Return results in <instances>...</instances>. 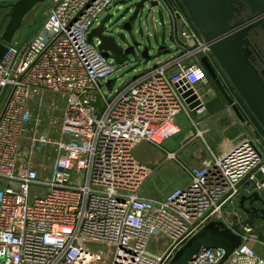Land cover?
Listing matches in <instances>:
<instances>
[{"label":"built area","instance_id":"obj_1","mask_svg":"<svg viewBox=\"0 0 264 264\" xmlns=\"http://www.w3.org/2000/svg\"><path fill=\"white\" fill-rule=\"evenodd\" d=\"M147 1L167 9L176 50L113 95L104 83L118 66L88 36L117 0H50L32 38L8 46L0 62V264H171L207 224L234 223L229 214L245 184L264 190V143L246 134L223 155L185 168L186 186L163 198L142 195L156 165L138 160L137 149L152 145L178 161L163 144L180 133V114L194 119L187 100H202L197 85L213 89L202 59L219 75L181 0ZM48 152V163L36 158ZM252 239L223 264H264ZM224 256L202 249L188 264Z\"/></svg>","mask_w":264,"mask_h":264},{"label":"water","instance_id":"obj_2","mask_svg":"<svg viewBox=\"0 0 264 264\" xmlns=\"http://www.w3.org/2000/svg\"><path fill=\"white\" fill-rule=\"evenodd\" d=\"M50 0H13L0 4L8 9L0 26V62L8 53L17 33L26 18L40 5ZM131 4H127L130 3ZM190 19L201 35L210 44L213 56L224 70L232 85L264 129V70L254 62L257 50L251 42L250 33L260 28L264 34V0H181ZM113 15L110 14L88 36L90 42H97L99 50L117 66L126 65L132 57L151 60L154 49L150 40L139 41L133 33L137 21L143 18L144 10L154 11L157 3L147 0H125ZM246 6L251 13L248 20H242V8ZM127 7V8H124ZM149 18V16H148ZM153 22V20H152ZM4 27V29H3ZM155 28V27H154ZM149 32V31H147ZM152 34L148 33V38ZM164 45L158 46L157 56L171 54ZM202 62L211 78L213 89L207 92L201 84L197 85L202 100L196 96L187 100L194 118L201 122L209 117L226 112L236 121L245 122L234 98L228 93L216 70L207 58ZM112 81L108 82L110 87ZM186 95L185 97H187ZM203 105L204 111L198 114L196 108ZM97 115L103 111L100 98L94 103ZM5 111V110H4ZM4 112L1 114L2 119ZM262 173L257 174L261 180ZM234 223L228 226L224 222H211L197 232L173 257L171 264H188L202 249H222L225 251L223 264L243 243L249 233H256L264 243V190L253 191L240 197ZM259 223H263L261 226Z\"/></svg>","mask_w":264,"mask_h":264},{"label":"rangeland","instance_id":"obj_3","mask_svg":"<svg viewBox=\"0 0 264 264\" xmlns=\"http://www.w3.org/2000/svg\"><path fill=\"white\" fill-rule=\"evenodd\" d=\"M10 1L13 0H0V4H6ZM170 1L175 2L176 0ZM117 2H121V0H117ZM131 3L132 2L127 4ZM50 4V1H48L40 5L26 18L23 27L17 33L13 43L22 44L32 38L36 30L44 21ZM121 6H123V4L118 3L117 7L113 8L111 15L118 12V9ZM147 6L148 8L144 10L142 20L137 21L133 33L135 34V37L141 42L146 41L147 43H149L148 40L151 41L154 46V49H152L150 52L152 58L151 60L147 61L141 59L139 56L132 57L130 62H128L126 65L120 67L118 66L116 73L109 79L112 81L111 87L106 86L108 81L104 83V92L106 93V95L115 94L124 84L132 80L136 75L141 74L145 69L154 67L155 65H158L171 57L172 54H163L161 56H157L158 46L164 45L167 47L168 50L173 52H175L176 50L175 44L171 40V24L167 9L158 6L154 8V11H150L149 5ZM7 13L8 10L0 8V26L4 16ZM105 18L106 16H103L99 22H102ZM248 18V14L242 16V20H248ZM259 30L261 31V29ZM148 33L152 34L150 38H148ZM257 42L259 44V47H261V49L263 50L264 55L263 34L258 37ZM95 43L97 42L95 41ZM218 65V76L224 83L228 93L234 98L243 117L247 121V125H242L240 123V120L236 118V116L233 117L237 121V124L233 125L230 121V117H228L226 115V112H224L216 116L209 117L208 122H206L204 126L202 125L203 127L201 129L197 128L196 131L192 128V122L190 120L189 121L191 123H188V119L185 114H180L178 117V125L181 128L182 133L179 136L183 137L185 133H188L190 131H193L194 134L193 137H191L190 139V144L186 147V151L188 153L187 155L194 154L197 157L201 155L200 157L204 158L205 161L214 160L215 157L223 155L227 151V149L230 148L231 145L236 143L246 134H252L262 143H264V129L261 127L252 112L249 110L245 102L242 100L224 70L221 68L220 65L218 67ZM3 109L4 102H1L0 116L3 112ZM56 115L59 116L60 114L57 113ZM42 117L47 118L46 111H42ZM184 126H187V130H185V128L184 130L182 129ZM157 152L160 151L156 147L148 144H143L140 146V152L138 153L136 151V157L141 162L152 165L158 155ZM45 154L46 153H41L36 158H38L39 160L46 159L48 163V157L50 155V152H48L46 156ZM180 161L184 164L188 162L185 159L182 160V156L180 158ZM180 173L182 174V169L179 166H162L157 170L156 174L151 177V179L146 184L144 190L145 195H148L150 197H159L161 195H167L168 193L172 192L174 189H176V187H174V184L177 182ZM1 187L2 184L0 183V188ZM231 210L233 212V209ZM232 212L229 214V218L232 215Z\"/></svg>","mask_w":264,"mask_h":264},{"label":"crops","instance_id":"obj_4","mask_svg":"<svg viewBox=\"0 0 264 264\" xmlns=\"http://www.w3.org/2000/svg\"><path fill=\"white\" fill-rule=\"evenodd\" d=\"M122 1V0H121ZM171 40L173 41V32H172V27H171ZM168 50V49H167ZM169 59V58H168ZM166 61V60H165ZM164 62V61H163ZM186 116V115H185ZM187 117V116H186ZM188 123L190 122L192 124V128L194 130L197 131V128L198 129H201L206 122H208V118L201 121V122H198L195 118L194 119H190L188 118ZM190 120V121H189ZM230 121L231 123L234 125V124H237V121H234L230 118ZM241 123V122H240ZM203 125V126H202ZM179 126V125H178ZM180 128V127H179ZM187 130V126L183 127L182 129L184 130ZM182 133L181 131V128H180V133L178 135H176L175 137H172L170 138L169 140H167L166 142H164L163 144V148L164 150H166L167 152H175L177 153V159L178 161H174V160H167L165 157H164V154L163 152H161L159 149L160 152H157L158 155L156 157V160L152 163V165H156V171L154 173V175L156 174L157 170L159 168H161L162 166H168V167H171V166H175V167H181L182 169V174L180 173L179 174V177H178V180L177 182L174 184L176 188H180V187H184L186 186L189 182H190V176L188 175V172L186 171L185 168H193V167H198V166H201L203 165L206 161L204 158L200 157V156H195L194 154H190V155H187V151H186V147L190 144V139L191 137H193V131H190L188 133H185L183 135V137H180L179 135ZM137 152L139 153L140 152V147L137 149ZM182 156V160L185 159L186 161H188L186 164H184L183 162L180 161V158ZM180 157V158H179ZM153 175V176H154ZM152 176V177H153ZM144 190H145V187H144ZM144 190L142 192V195L144 197H147V198H152L153 199H157V198H163L166 196L165 195H161L159 197H156V196H146L145 193H144ZM252 193V185H249V183L245 184L244 186V189H243V194L244 195H249ZM243 196V195H242ZM238 206V205H237ZM237 206H235L237 208ZM235 208L233 209V212H234ZM232 212V215L230 216L229 220L231 222L234 221V217L235 215L233 214ZM261 226H263V223H259ZM252 246L253 248L255 249L257 255L264 260V243L261 242L258 238V235L256 233L253 234V239H252Z\"/></svg>","mask_w":264,"mask_h":264},{"label":"flooded vegetation","instance_id":"obj_5","mask_svg":"<svg viewBox=\"0 0 264 264\" xmlns=\"http://www.w3.org/2000/svg\"><path fill=\"white\" fill-rule=\"evenodd\" d=\"M8 4V3H6ZM242 8V13H241V18L242 16H245V14H248L249 17H251V13L248 10V8L246 6L240 7V9ZM4 9V8H1ZM8 10V9H5ZM260 28H256L254 29L251 33H250V38H251V42L252 44L255 46L257 52L256 54L253 56V62L261 69L264 70V55H263V50L261 49V47H259V44L257 42V39L259 36H261V31L259 30ZM264 35V34H263ZM209 81L211 82V84L213 83L211 81V78L209 77ZM212 87H214V85L212 84ZM239 204V203H238Z\"/></svg>","mask_w":264,"mask_h":264},{"label":"bare ground","instance_id":"obj_6","mask_svg":"<svg viewBox=\"0 0 264 264\" xmlns=\"http://www.w3.org/2000/svg\"><path fill=\"white\" fill-rule=\"evenodd\" d=\"M231 146H232V145H231ZM231 146H230V147H231ZM229 149H230V148H228L227 151H228Z\"/></svg>","mask_w":264,"mask_h":264}]
</instances>
